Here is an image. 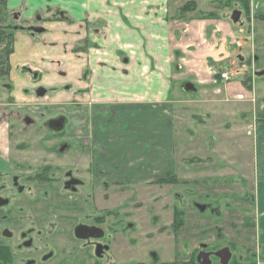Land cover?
<instances>
[{
    "label": "crops",
    "instance_id": "crops-1",
    "mask_svg": "<svg viewBox=\"0 0 264 264\" xmlns=\"http://www.w3.org/2000/svg\"><path fill=\"white\" fill-rule=\"evenodd\" d=\"M173 1L6 0L23 27L43 32L15 33L9 59L15 85L0 77V152L9 156L13 146L5 114L36 119L48 109L68 141L88 151L93 182L145 187L174 175L177 105L184 101L174 99L182 68L174 56ZM250 8L253 19L264 17V0H250ZM19 67L42 77L51 100L39 102L24 91L30 77L15 73ZM253 135V164L242 169V178L253 188L264 264V123L254 122Z\"/></svg>",
    "mask_w": 264,
    "mask_h": 264
},
{
    "label": "rangeland",
    "instance_id": "rangeland-1",
    "mask_svg": "<svg viewBox=\"0 0 264 264\" xmlns=\"http://www.w3.org/2000/svg\"><path fill=\"white\" fill-rule=\"evenodd\" d=\"M191 1L196 3V8L179 14V9ZM225 3L226 0L173 1L172 20L177 22L179 29L173 34L174 56L176 64L182 68L180 77L174 82V99L184 101L177 105L181 119L175 122L178 169L174 175L178 182L163 186L120 187L115 194L112 189H104L105 199H121L116 208L106 203L116 216L102 227L106 231L105 240L109 244L117 240V247L108 253L104 262L191 264V254L195 255L199 245L205 244L213 251L232 249V264H263L259 259L253 188L243 182L242 169L253 164L255 116L264 117V78L254 75V71L264 65V19L252 21L243 10L241 0H233L227 7ZM6 4L2 9L0 28L23 27L25 23L8 11ZM239 14H242L241 19ZM33 23L39 25L37 21ZM241 57H252V60L257 57L260 61L253 66L246 58L242 64L239 63ZM211 67L213 74L209 72ZM13 71L9 65L5 78V84L9 86L15 85L16 75L14 80L11 77ZM31 72V67L15 69V73L30 77L31 85L24 91L31 93L36 101L51 100L53 93L44 98L37 97L38 91L46 89L40 86L42 77ZM222 72L232 73L228 85L218 88L208 83L214 73ZM247 74L253 87L250 90L244 84L248 81L244 78ZM184 84L195 86L196 92H184ZM6 104H9L7 100ZM43 110L45 117L36 118L39 123L43 118L49 119L48 109ZM32 116L34 118V115H28ZM5 118L9 125L16 127L10 128V134H21L19 140L16 134L12 136L13 145L22 143L20 148L26 144L33 149L50 148L68 140L66 135V139L53 140L48 133L49 124L26 128L21 117L5 114ZM70 147L66 161L72 163L81 149L76 144ZM80 164L87 167V158ZM60 186L58 183L57 188ZM88 187L92 186L89 184ZM94 196L96 199L98 194ZM134 202L135 208L130 206ZM206 202L212 208L199 214L196 206ZM176 219L181 221L179 229L174 228ZM72 225L70 223L68 228ZM58 235L60 240H57L62 243L54 257L57 261H68L67 252L78 248V244L70 240L63 227ZM105 240L103 243L106 244ZM94 255L97 256V252ZM239 258H242L240 263Z\"/></svg>",
    "mask_w": 264,
    "mask_h": 264
},
{
    "label": "flooded vegetation",
    "instance_id": "flooded-vegetation-1",
    "mask_svg": "<svg viewBox=\"0 0 264 264\" xmlns=\"http://www.w3.org/2000/svg\"><path fill=\"white\" fill-rule=\"evenodd\" d=\"M242 7L246 12L243 4ZM241 16L242 14H239L238 18L241 19ZM248 17L254 21L252 15ZM261 19L264 17H258L256 21ZM246 58L241 57L239 63L246 62ZM247 60L253 66L260 61L257 57L254 60L252 57ZM263 71L264 65L261 64V68L254 71L255 77L264 78L259 76ZM244 78L253 88L248 79L250 75L247 74ZM21 118L23 127L41 128L42 125L49 124L47 125L50 127L48 133H51L53 140L65 138L62 121L47 119L39 123L28 115H23ZM254 122L264 123V117L255 116ZM15 134L19 140L21 134L17 132L10 134V137L12 138L13 135L15 137ZM20 144L22 143L12 146L9 156H4L0 152V264H112L111 261L104 262V259L113 248L117 247V240L109 244L105 240L106 231L102 227L111 217L116 216L111 207H106L108 206L106 203L116 208L120 205L121 199H105L104 189L107 191L112 189L115 194V190L120 187L90 180L89 165L83 168L80 164L85 157L88 163L86 149L80 148L81 151L76 154L75 160L72 163L67 162L72 144L68 140L58 143L55 147L41 149H33L30 144L20 148ZM63 160L65 163H60ZM24 162L27 164L23 165ZM29 162L38 163V165H32ZM58 183L61 185L60 188H57ZM89 184L92 187H88ZM95 194H98L96 199ZM135 204L136 202L130 206L135 208ZM199 206L204 207L205 211L202 212ZM211 208L212 205L206 202L204 205H197L195 209L199 214H204ZM70 223L73 225L68 228ZM62 227L66 235L68 233L70 240L78 244V248L67 252L70 256L68 261H57L54 257V253H58L57 249L62 243L57 240L60 238L58 233L61 234ZM81 228L93 229L92 235L95 237L77 238V230ZM104 240L106 244L103 243ZM199 248L195 255L191 254V264H199L198 257L201 254L209 255L212 264H221V259L216 254L228 249L213 251L205 244H200ZM229 250L232 254L229 264H232L234 252L232 249ZM94 252H97V256ZM239 260L240 263L242 258ZM250 264L253 263L250 262Z\"/></svg>",
    "mask_w": 264,
    "mask_h": 264
},
{
    "label": "trees",
    "instance_id": "trees-1",
    "mask_svg": "<svg viewBox=\"0 0 264 264\" xmlns=\"http://www.w3.org/2000/svg\"><path fill=\"white\" fill-rule=\"evenodd\" d=\"M233 0H226L225 7L229 6V3H231ZM244 9L246 10V13L248 16L251 14V8H250V1L249 0H241ZM6 1L0 0V21L3 18L2 15V9L5 7ZM196 8V3L191 1L188 2L183 8L179 9V14H185L187 12H191ZM17 17V16H16ZM18 19V18H17ZM3 20V19H2ZM19 20V19H18ZM17 20V21H18ZM19 30L31 32L30 29H27L25 27H15V26H7L4 30L0 28V77H5L8 75L9 71V59L14 51V36L15 33ZM244 84L248 87V89H252L251 85L244 82ZM178 182V179L176 175H171L167 179L158 181L154 185H172L176 184ZM178 216V215H177ZM181 221L179 219H176L174 228L179 229L181 227Z\"/></svg>",
    "mask_w": 264,
    "mask_h": 264
},
{
    "label": "water",
    "instance_id": "water-1",
    "mask_svg": "<svg viewBox=\"0 0 264 264\" xmlns=\"http://www.w3.org/2000/svg\"><path fill=\"white\" fill-rule=\"evenodd\" d=\"M235 21H237V20H235ZM33 32L36 34H39V33H42L43 30L42 29H33ZM259 76H264V71L262 73H260ZM182 89L184 92H187V93H195L196 92L195 86H192L190 84H184ZM45 95H46V91H44V90H40L37 93V96L40 98H43ZM199 208L202 212L205 211L204 207L199 206ZM93 231H94L93 229L90 230V229H86V228H81V229L77 230L76 236L79 239H88V238H91L94 236V235H92ZM216 256L221 259V264H229V261L232 258V254H231L229 249H224V250L220 251L219 253L216 254ZM198 262H199V264H212L209 260V255H206V254H201L198 257Z\"/></svg>",
    "mask_w": 264,
    "mask_h": 264
},
{
    "label": "built area",
    "instance_id": "built-area-1",
    "mask_svg": "<svg viewBox=\"0 0 264 264\" xmlns=\"http://www.w3.org/2000/svg\"><path fill=\"white\" fill-rule=\"evenodd\" d=\"M220 78H221V80L227 82V81L230 80V74H229V73H222V74L220 75Z\"/></svg>",
    "mask_w": 264,
    "mask_h": 264
}]
</instances>
